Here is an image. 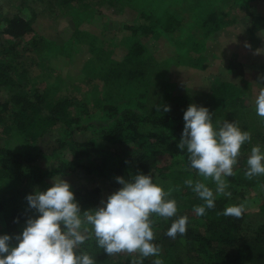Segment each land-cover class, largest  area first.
<instances>
[{
    "label": "trees",
    "instance_id": "trees-1",
    "mask_svg": "<svg viewBox=\"0 0 264 264\" xmlns=\"http://www.w3.org/2000/svg\"><path fill=\"white\" fill-rule=\"evenodd\" d=\"M63 1L67 5L72 0ZM183 1L194 11L193 34L185 41H175L174 57H157L149 41L144 39L169 37L181 29L182 22L173 14L171 6L175 5V13L176 6ZM107 2L105 7L117 14L128 4L138 10V16L127 21L118 43L113 40L107 44L99 35L82 28L84 23L92 22L102 13L97 5ZM255 2L264 0H229L227 3L230 9L236 7L244 13L252 34L264 35V14L252 8ZM224 7L222 0H97L96 4L84 0L81 10L72 9L74 30L63 44L35 34L32 22L21 13L3 16L2 33L15 41L0 44V92L2 88L8 91L4 94L6 99L0 103V130L3 132L0 138L4 141L0 146V235L12 236L13 246L18 243L15 237L22 234L27 220L39 216L29 208L26 197L52 187L51 180L56 176L85 173L106 181L113 193L122 187L117 177L132 179L134 173L130 168L150 174L153 182L166 191L178 188L180 181L188 178L197 180L199 175L190 167L187 150L178 148L185 124L184 112L192 104L207 107L213 114L214 124L236 121L242 130L251 133V142L241 148L235 174L225 180L233 192L254 186L262 189L259 184L263 183L264 176L257 178V183L245 177L251 148L258 145L264 151V120L250 104V84L237 85L217 78L208 90L178 93L175 82L167 78L169 65L202 71L208 67L203 64L206 57L202 53L207 41L214 40L227 24ZM31 34L33 37L27 39ZM31 54L39 59V66L47 69H50L48 62L54 58L73 61L79 54L84 58L90 54V57L80 66L77 64L82 79L79 83L66 75L38 89L35 78L30 77L27 70L19 69L21 65L17 61ZM154 81H161V85L156 86ZM139 83L148 87L150 84L151 89L138 88ZM63 87L68 94L58 96ZM87 90L92 93L90 102L86 100ZM157 106H160L159 112ZM168 106L171 110L165 111ZM52 127L58 132L56 145L50 153L38 150L37 140ZM78 132H88L90 137L81 139L76 135ZM11 145H17L16 149H11ZM69 155L71 158L67 157ZM162 156L171 163L159 168L158 157ZM41 158L49 160L52 167L41 165ZM164 180L171 181V185ZM71 190L82 214L102 206L98 188ZM194 195L191 188L187 193L179 190L172 193L171 198L177 201V215L168 220H154V243L161 252L159 257L144 258L143 264H153L157 258L163 264H253L264 257V224L258 220L256 227L250 225L246 216L218 215L224 210L216 205L200 216L207 222L203 230L187 225L186 234L175 239L168 237L166 233L180 217V211L204 203L192 199ZM262 207L264 211V204ZM178 241L187 248L191 261L170 253V245ZM80 251L88 252L96 264H131L134 258L121 253L113 262V256L98 247L94 236L80 246Z\"/></svg>",
    "mask_w": 264,
    "mask_h": 264
},
{
    "label": "clouds",
    "instance_id": "clouds-1",
    "mask_svg": "<svg viewBox=\"0 0 264 264\" xmlns=\"http://www.w3.org/2000/svg\"><path fill=\"white\" fill-rule=\"evenodd\" d=\"M261 79H264L262 77ZM160 106H157L159 112ZM170 106L165 111H170ZM256 114L264 120V88L255 99ZM185 124L182 139L178 143L181 151L187 150L190 167L205 180L211 179L215 192L201 180L188 178L184 185L204 203L194 207L197 216H204L207 209L215 208L216 195L231 197L226 191L225 177H231L238 163L241 148L250 143L252 135L242 130L238 123L224 121L213 123V114L207 107L190 105L184 112ZM245 177L264 176V151L253 146L247 158ZM122 187L102 201L101 207L81 213L68 181L57 176L53 186L46 191L37 190L26 197L30 209L39 213L37 218L27 220V226L15 240L10 235H0V264H96L88 252L80 246L92 236L98 247L110 257L127 253L134 258L131 264H143V259L159 257L161 249L154 243V219L165 220L177 215L174 191H167L153 182L150 174H136L131 180L117 177ZM245 204L230 205L218 215L240 218ZM188 217L175 219L166 235L175 239L187 231ZM139 258H136V257ZM153 264H163L159 258Z\"/></svg>",
    "mask_w": 264,
    "mask_h": 264
},
{
    "label": "rangeland",
    "instance_id": "rangeland-1",
    "mask_svg": "<svg viewBox=\"0 0 264 264\" xmlns=\"http://www.w3.org/2000/svg\"><path fill=\"white\" fill-rule=\"evenodd\" d=\"M83 1L84 0H72L70 4L66 5L63 0H0V44L6 45L10 43V41L11 43L15 41L2 33L3 27H1V21L3 16H11L20 13L25 19L32 22L35 34L38 36L49 40H56L60 44L66 43L69 34L74 30L75 26L71 18L73 17L71 14H74V10L72 9L81 10ZM85 1L94 4L97 3V0ZM227 2H229V0H222V5L225 6L224 11L227 14L224 17L227 24L220 30L218 35H215L214 40L207 41V45L204 49L205 51L202 53L206 57V60H203V64H207L208 67L202 71L198 68H190L187 66L175 67L169 65L167 78H170L171 82H175V92L178 93H193L196 90H208L217 78L224 81H232L237 85H243V82H247L250 84L248 94L249 101L252 107L255 108L256 96L260 89L264 88V79H261L264 77V35L252 34L248 29V21L244 13L239 12L236 7L230 9ZM107 5L108 2L103 6L97 5V9L103 10L102 13L99 11V16L90 23H84L82 28L86 27L99 35L107 44H111L113 40L118 43L122 38L127 21L138 16V10L137 8H132L128 4L120 14H117L115 10L112 12L110 8L105 7ZM161 5H163V3L159 4V7ZM173 6L175 5L173 4L171 6V11L181 20L182 28L169 37L159 36L156 40L144 39V41H149L151 50L155 52L157 57L162 59L174 57L177 51L175 41H185L188 35L193 34V8L185 5L183 1L181 5L176 6L177 8L174 13ZM252 6L258 14H264V2H255ZM197 33H199V31H197ZM33 35L34 34H31L26 38L29 39L33 37ZM191 55L199 56L193 52H191ZM83 56L79 54L73 61L64 57L54 58L51 60L52 62H48V64H50V69H47L48 67L46 66H39V59L32 54L17 59V61L21 65L19 69L27 70L29 76L35 78V86H37L38 89H44L47 85L56 82L61 76L65 78L66 75H70L75 79L76 84L79 83L82 79L79 77L80 69L77 64L80 66L85 58L87 59L90 57V54L85 58ZM154 82L158 87L161 85V81ZM67 83L68 81H66L64 85L67 86ZM150 86V84L149 87L145 84H138V88H143L144 90H150ZM32 87H34V85H32ZM85 88L86 87H84V89ZM86 89L89 88L87 87ZM1 90L0 103L6 99L4 94L8 92L4 88ZM90 91L91 90H87L88 99L86 100L88 102L92 101V93L90 95ZM134 91L133 89V92ZM59 93L58 96L67 95L68 91L63 87ZM1 132L0 130V137L3 138V132L2 134ZM76 135L81 139L90 137L88 132H78ZM57 137L58 132L56 128L54 129L52 127L49 133H46L37 140V149L50 153L56 145ZM1 138L0 146L4 144ZM16 146L17 145H11V149H16ZM126 150L129 153V149L126 148ZM120 153L123 155L128 154L121 151ZM67 157L71 158L70 155ZM158 162L159 168L171 163L169 159L164 156L158 157ZM40 164L47 168L52 167L51 162L45 158L40 159ZM130 171H133L134 175L139 173L147 175L145 172L136 168H130ZM165 172L168 171L165 170ZM192 175H194V173ZM59 177L68 181L72 189L98 188L101 193V202L106 201L108 196L113 193L106 181L86 175L85 173H76ZM179 177L182 178L181 176ZM259 177L260 176L253 177L251 180L256 181ZM53 179L51 182H53ZM198 179L206 183L215 192L216 185L211 179L205 180L200 176ZM165 183L171 185V181L169 180H166ZM255 183H257V181ZM259 186H261L260 188L262 189L254 188V186L243 190L239 188L234 192L227 188L226 191L231 192V197L217 194L215 205L225 210L226 207L230 205H239L243 203L245 204V211L242 217L246 216L247 221L251 222L250 225H255L256 227L259 221L264 224V211L262 207L264 204V181L259 184ZM178 189L179 192L184 193H187L189 190V188L184 185L183 181H180ZM192 199L199 203L202 201L200 198H197V195H194ZM193 203L192 201L190 205ZM195 205H197V203ZM193 209L189 207L183 209L179 212L178 216H187L188 226L196 228L197 230H203L206 227V219L197 216ZM162 219L163 218L155 217L154 220L159 221ZM169 251L173 255H178L182 260L191 261V258L188 256V250L182 242L178 241L170 245ZM117 259L118 256L114 255L112 261L114 262ZM253 264H264V257L258 258Z\"/></svg>",
    "mask_w": 264,
    "mask_h": 264
}]
</instances>
